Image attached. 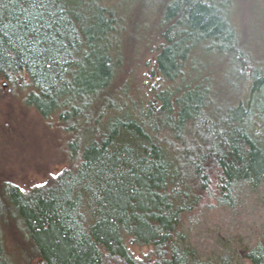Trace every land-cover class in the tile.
<instances>
[{
	"label": "trees",
	"instance_id": "16d2710c",
	"mask_svg": "<svg viewBox=\"0 0 264 264\" xmlns=\"http://www.w3.org/2000/svg\"><path fill=\"white\" fill-rule=\"evenodd\" d=\"M140 1L0 0V75L72 136L68 165L44 181H0V264H15L8 223L40 264H226L198 255L181 224L233 204L236 186L264 187V55L244 47L233 0H152L166 83L147 101L116 84L124 13ZM218 71L237 81L226 109ZM243 257L264 264V228Z\"/></svg>",
	"mask_w": 264,
	"mask_h": 264
},
{
	"label": "rangeland",
	"instance_id": "374dc122",
	"mask_svg": "<svg viewBox=\"0 0 264 264\" xmlns=\"http://www.w3.org/2000/svg\"><path fill=\"white\" fill-rule=\"evenodd\" d=\"M233 4L237 9L234 19L242 25L240 33L244 47L263 56L264 0H233ZM153 6L156 4L152 0H142L124 13L127 28L122 47L127 61L116 81L117 85L128 81L131 93L144 94L147 101L153 99L156 89L162 86L161 81L166 83L160 79L155 65L153 47L160 37L155 25L159 16ZM214 66L217 68L218 64ZM229 84L235 87L237 81L229 72L218 71L217 95L213 97L223 109L231 104L226 87ZM65 134L55 121L48 125L33 106L23 102L21 93L0 75V181L11 180L27 188L68 165L65 155L72 136ZM199 212L198 220L192 222L195 216L188 214L186 221H189L183 220L181 224V231L197 254L226 264H246L244 249L255 243L264 228V187L236 186L233 204H216L207 209L200 208ZM2 228L8 253L15 264H40L38 256L30 257L29 239L20 225L8 223ZM130 247L140 257L151 251L147 245L131 244Z\"/></svg>",
	"mask_w": 264,
	"mask_h": 264
}]
</instances>
